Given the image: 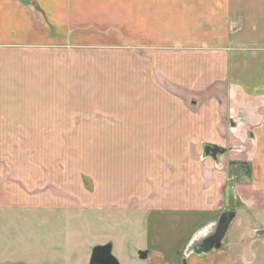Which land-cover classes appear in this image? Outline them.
Instances as JSON below:
<instances>
[{
	"label": "rangeland",
	"instance_id": "1",
	"mask_svg": "<svg viewBox=\"0 0 264 264\" xmlns=\"http://www.w3.org/2000/svg\"><path fill=\"white\" fill-rule=\"evenodd\" d=\"M17 1L20 14L22 3L24 14L32 16L34 24L23 34V42L28 45L21 47V23L13 7L11 28L6 29L11 34L7 37L4 33L0 41V264H90L93 249L106 244H112L120 264L139 261L132 249L141 248L136 244L146 239L145 217L154 205L153 198L169 192L146 189L156 181L154 177L165 179V187L181 184L187 199L214 207L202 226L193 229L187 245L193 240L191 244L197 245L199 254L207 247L225 251L230 264H264V195L246 188L251 180L250 166H222L204 153L208 146H226L231 129L227 135L219 133L221 143L194 135L192 127L186 125L182 126L185 141L170 137L161 142L135 136L143 127L138 123L140 119L122 125L106 121H114L115 114L101 111L100 98L113 97V89L118 91L115 97L124 98L125 91L136 85L139 91L143 85L144 80L140 74L132 75L135 71L125 58L132 55L126 50V45L132 44L119 32L104 27L99 31L107 36L105 44H73L71 34L77 29L70 22L66 25L60 12H54L56 5H63L61 0H51V12L50 0ZM262 5L264 8V0ZM4 9L0 3V22L7 17L1 12ZM158 15L155 9L154 16ZM6 23H0V31ZM241 26L239 20L233 30ZM89 47L97 51L122 49L116 72L113 63L105 66L97 56L91 55L85 61L89 53L85 49ZM164 49L167 68L184 78L181 84L171 80L172 73L170 78L158 79L169 92V104L178 103V108L167 111L169 117L184 112L180 118L187 124L199 118L201 110L218 97L222 104L226 102L223 82L213 75L210 66L200 67L198 73L194 70L199 66L190 68L186 63L195 58L196 52L208 49ZM102 55H112L113 59L118 54L101 52L100 58ZM71 70L77 75L80 71L89 74L95 93L87 95L85 89L74 86L76 78H70ZM46 74H51L54 84H44ZM56 77L59 84H55ZM116 77L113 88L115 81H111ZM194 80L197 83L193 84ZM220 106L214 111L219 109L228 118L225 106ZM85 109H89L86 115ZM223 123V128L228 127V122ZM166 124L173 133L171 122ZM152 127L148 126L150 133ZM167 147L173 157L163 155L161 149ZM183 161L185 181H167H179ZM145 169L151 172L145 177L139 175ZM139 181L143 183L139 185ZM226 211H233L235 216L217 249L213 235ZM137 217L139 235L143 237L130 223ZM203 235L205 238L199 241ZM120 236L126 258L118 250Z\"/></svg>",
	"mask_w": 264,
	"mask_h": 264
},
{
	"label": "crops",
	"instance_id": "2",
	"mask_svg": "<svg viewBox=\"0 0 264 264\" xmlns=\"http://www.w3.org/2000/svg\"><path fill=\"white\" fill-rule=\"evenodd\" d=\"M61 1L63 5H56L54 12H60L66 25L70 22L72 28L77 29L71 34V43L103 45L107 41V36L99 30L104 27L119 32L132 44L126 45V48L129 47L126 50L132 55H127L125 58L129 59L132 70L135 71L132 75L140 74L144 80L143 85L140 86L139 91L137 85L125 91L124 98L115 97L118 91L113 89L111 94L114 96L110 97L113 99L112 106L109 97L100 98L101 111L105 114L112 112L115 114L114 121L105 119L106 121L113 125H122L136 123L137 121L134 120L140 119L138 123L143 127L138 129L139 133L135 136L149 139L148 141L161 142L165 139L167 141L170 137L185 141L186 134L183 127L186 125L189 128L192 127L191 131L194 135L202 136L204 140L221 143L223 138L219 133L227 135L231 129V136L224 139L226 146L222 147L225 151L219 157V165L221 163L222 166L224 164L225 166L249 165L251 180L249 179L250 183L246 185V188L248 187L251 193L255 191L257 194L264 195V8L262 0ZM0 3L5 6L1 12L7 16L5 22L0 23L9 22L11 9L16 7L17 12L14 14L17 22L21 23V47L27 46L28 44L23 42V34L30 29V26H33L32 16L27 17L24 14L25 6L22 3L20 14L17 0H0ZM155 9L159 12L158 16H154ZM49 11H52L51 0ZM239 20H242L241 28L233 30ZM9 28H11L10 22L5 24L3 31H0V41L5 37L4 33L9 37L11 33L6 31ZM148 40L161 46L148 45L149 43L145 42ZM170 46L208 49V51L196 52L195 58L187 59L186 63L190 68L199 66L198 71L194 70L198 73L200 67L210 66L213 75L218 76L225 87L226 102L222 104L218 97L217 101L201 110L199 118L196 117L187 124L184 118H180L184 116V112L182 115L179 113L172 117L168 116L167 111L178 108V103L173 101L169 104V92L159 82L161 77L170 78L169 73L173 74L171 80L178 81L177 84L184 81L183 76L174 75L175 72L167 68V60L163 58V52H165L164 48H170ZM85 50L89 52L85 54L87 56L85 61L91 55L97 56V60L105 66L113 63V73L116 72L114 70L116 64H119L122 59L117 58L122 49L97 51L89 47ZM141 50L147 51V54L142 53ZM101 52L118 55L113 59H110L112 55H102L103 58H100ZM179 64L180 61L177 69H180ZM71 72L70 78H76L73 82L74 86L78 85L81 89H85L83 93L87 95L94 92L90 87L89 74L80 71L78 73L80 75H77L72 70ZM45 80L44 84H54L51 74H46ZM114 81L113 88L117 85V77L111 81V84ZM56 83L59 84L58 77H56ZM194 83H197V80H194ZM217 105L220 109V105L225 106L224 113L228 115V118L223 116V113H219V109L214 111ZM88 110L85 109L84 115L88 113ZM82 111L84 112V107ZM223 121L228 122V127L223 128ZM166 122H171L173 133H169ZM149 125L155 126L151 128V133L148 130ZM161 150L167 158L173 157L168 147ZM156 157L154 156L153 159ZM181 166L182 177H179V181L168 178L166 180L184 182L185 161L181 162ZM150 172L151 170L145 169L139 175H147ZM154 178L156 181H153V185L146 189L169 192L166 195L160 193V196L153 198L154 205L145 217L146 239L136 244V247L141 248L132 249L133 256H136L139 261H130V264H230L227 252L221 250H213L205 254L191 252L188 256L184 255L192 249L186 243L193 229L202 226L214 207L187 199L183 194V188L180 187L181 184L169 188L162 185L165 179L161 181V177ZM142 183L139 181V185ZM181 190L182 192H179ZM243 198L245 197L243 196L242 200ZM139 222L138 217L133 222L130 221L134 224L135 233L138 235L140 234ZM143 236V234L139 235V237ZM118 245L120 254L126 258L123 254L125 253L124 241L121 236L118 239ZM139 250H147V257L140 258Z\"/></svg>",
	"mask_w": 264,
	"mask_h": 264
},
{
	"label": "water",
	"instance_id": "3",
	"mask_svg": "<svg viewBox=\"0 0 264 264\" xmlns=\"http://www.w3.org/2000/svg\"><path fill=\"white\" fill-rule=\"evenodd\" d=\"M225 151L224 148L220 147V146H208L205 148L204 153L205 156H209L212 157L214 160L218 161L219 157L221 154H223ZM235 214L233 211H226L224 213L221 214L217 224H216V232H214V239L216 241L214 248H220L221 247V239L222 237L225 235L229 224L231 223V221L233 220ZM212 226V225H211ZM209 227V226H208ZM207 228V227H206ZM204 228V229H206ZM200 232H198L199 234ZM193 238V236H192ZM205 238V235L200 236V240L202 241ZM192 240V239H190ZM198 242V240H197ZM191 243H194V241L192 240ZM189 242L188 246L191 248L192 247V251L189 250V252H185L184 255L188 256L191 252H195L196 254H198L199 252L197 251V245L195 244V246L193 244H191ZM113 246L112 244H106V245H98L93 249V253L91 256V261L90 264H120V262L118 261V259L113 255L112 252ZM212 251L211 247H207L205 250L202 249L203 254L205 253H210ZM148 255V251L147 250H139L138 251V256L142 259L146 258Z\"/></svg>",
	"mask_w": 264,
	"mask_h": 264
}]
</instances>
